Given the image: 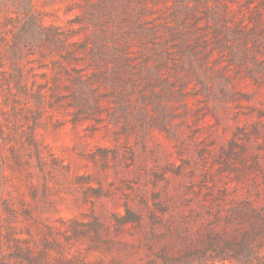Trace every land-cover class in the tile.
<instances>
[{
  "label": "rangeland",
  "instance_id": "obj_1",
  "mask_svg": "<svg viewBox=\"0 0 264 264\" xmlns=\"http://www.w3.org/2000/svg\"><path fill=\"white\" fill-rule=\"evenodd\" d=\"M0 0V264H264V0Z\"/></svg>",
  "mask_w": 264,
  "mask_h": 264
},
{
  "label": "trees",
  "instance_id": "obj_2",
  "mask_svg": "<svg viewBox=\"0 0 264 264\" xmlns=\"http://www.w3.org/2000/svg\"><path fill=\"white\" fill-rule=\"evenodd\" d=\"M2 3L4 4L5 3V0H3Z\"/></svg>",
  "mask_w": 264,
  "mask_h": 264
}]
</instances>
